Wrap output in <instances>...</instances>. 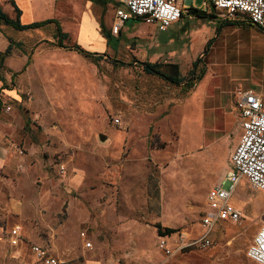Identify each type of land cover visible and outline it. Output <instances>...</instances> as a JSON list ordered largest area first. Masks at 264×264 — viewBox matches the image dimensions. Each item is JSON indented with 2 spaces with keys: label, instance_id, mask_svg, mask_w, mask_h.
<instances>
[{
  "label": "rangeland",
  "instance_id": "1",
  "mask_svg": "<svg viewBox=\"0 0 264 264\" xmlns=\"http://www.w3.org/2000/svg\"><path fill=\"white\" fill-rule=\"evenodd\" d=\"M203 1L195 0L191 9L197 11L159 34L153 24L127 21L132 26L118 35V50H108L98 66L51 53L32 67V59L56 49L54 30L2 28L10 40L24 41L32 68L6 79L11 86L10 78L18 77L17 100L0 93L1 113L16 116L12 153L26 158L20 169L38 167L52 182L0 183V264H38L33 243L66 264H158L166 229L174 231L167 238L171 244L181 233H201L206 194L231 169L239 132L233 129L210 152L200 147L180 130V86L145 73L141 63L177 62L181 74L190 76L191 60L204 52L211 29L200 13ZM111 4L114 15L117 3ZM155 42L165 50L157 51ZM64 165L84 166L89 182L62 183ZM231 202L240 220L216 225L214 248L188 250L167 264H256L246 253L264 224V192L243 179ZM15 227L23 239L18 246L10 243Z\"/></svg>",
  "mask_w": 264,
  "mask_h": 264
},
{
  "label": "crops",
  "instance_id": "2",
  "mask_svg": "<svg viewBox=\"0 0 264 264\" xmlns=\"http://www.w3.org/2000/svg\"><path fill=\"white\" fill-rule=\"evenodd\" d=\"M111 2H116L118 5V0H0V10L9 19L15 20L17 18L16 9H18L20 11L19 22L22 26L55 21L42 28L19 32H38L51 28L54 31H50V35L55 37L59 26L61 33L67 36L63 41L64 47L56 46L53 52L49 51L44 56L32 59V67H37L43 65L45 55L51 53L61 55V59L65 57L84 58L78 51L70 48L74 45L86 53L99 56H108V50L116 52L119 44L118 35H122V29L123 32L129 31L132 25L127 27L125 23L118 35L112 34L115 12L113 15L114 6ZM191 8L184 11L183 17L193 12L190 11ZM204 16L210 19L209 24L211 25V29L206 28L207 43L204 49L201 48L204 52L199 55L198 59L191 60L192 69L188 72L190 76L181 74L183 78L188 76L186 78L188 79L195 71L194 77L199 76V78L190 91L179 96L177 119L181 132L191 140H196L200 147L210 152L226 139L233 129L239 132L234 140L236 147L240 141L242 129L235 106L236 92L251 90L256 95L264 97V31L251 25L242 15L230 21L211 10ZM153 26L157 34L161 33L156 25L153 24ZM4 27L8 26L0 27V53L5 52L10 44V39L1 32ZM112 40H116L115 45L112 44ZM12 41L22 44V47L24 45L23 40ZM120 42L124 45L123 38ZM154 45L157 51L165 50L158 42ZM30 62L29 54L24 52L23 48L15 46L0 65V93L5 98L17 100V93L21 86L18 77L16 76L15 80L10 78L9 82H13L11 86L6 79L9 75L13 77L22 72ZM165 63L177 64L182 69L180 63L168 61ZM26 71L30 72L32 68L27 67ZM8 85L9 88H7ZM15 124L14 114L0 112V183H39L40 180L41 183H51L49 174L40 172L38 167L20 169L17 166L20 162H25L26 158L12 153L11 143L16 139L18 130ZM51 133L55 134L53 131ZM64 167L66 171L64 175H61L62 183L89 182L90 174L84 166L80 165L75 169H68L65 165ZM200 230L199 235L202 234L201 226ZM213 232L214 230L211 233V239ZM22 242L23 239L19 244ZM32 245L38 244L33 243ZM57 258L63 260L60 257ZM88 263L100 264L94 260H88L84 264Z\"/></svg>",
  "mask_w": 264,
  "mask_h": 264
},
{
  "label": "built area",
  "instance_id": "3",
  "mask_svg": "<svg viewBox=\"0 0 264 264\" xmlns=\"http://www.w3.org/2000/svg\"><path fill=\"white\" fill-rule=\"evenodd\" d=\"M194 1L118 0L111 32L118 35L122 26L131 19L154 24L158 31L166 32L183 17L186 9L193 7ZM202 9L205 13L213 10L230 21L242 15L250 24L264 31V0H204ZM235 106L242 129L240 141L231 155V169L208 191L207 211L200 219L202 234L190 237L181 233L173 244L167 239L170 236L159 237L158 245L164 254V261L158 264H167L175 255L188 250L215 247L210 236L216 225L240 220V212L231 202L240 181L246 179L254 190L264 192V97L251 90L237 91ZM114 123L120 124L119 119H114ZM65 171V167L61 166L59 173L64 175ZM9 236L13 246L22 241L19 227L13 228ZM81 237L85 238V233H81ZM85 246L92 248L90 242H86ZM30 249L38 264H66L40 245H31ZM246 256L256 264H264V224L248 247Z\"/></svg>",
  "mask_w": 264,
  "mask_h": 264
},
{
  "label": "trees",
  "instance_id": "4",
  "mask_svg": "<svg viewBox=\"0 0 264 264\" xmlns=\"http://www.w3.org/2000/svg\"><path fill=\"white\" fill-rule=\"evenodd\" d=\"M17 11V18L15 20L9 19L1 10H0V27L1 26H8V27H12L18 31H27V30H34L36 28H42L45 27L46 25L50 24V23H54L55 21H47V22H43V23H38V24H32V25H28V26H22L20 25L19 22V17H20V11L18 9H16ZM190 11H197L195 9H192ZM201 14L205 15L206 13L204 12H200ZM135 21H142L140 19H135ZM252 25V24H251ZM107 35V34H106ZM108 38H110L109 35H107ZM67 36L62 34L60 31V27H57V35L54 37V39L57 42V45L55 46H59V47H64L63 41L64 39H66ZM17 47V48H21L22 49V44L20 43H14L12 40H10V44L8 46V48L6 49L5 52L0 53V65L3 64L4 60L6 59V57H8L11 53V50L13 47ZM71 49H74L76 51H78L80 54L83 55V57L87 60H89L91 63L95 64L96 66H98L99 61H101L103 59V56H107V55H96V54H89L86 53L85 51H83L80 47L74 45V46H70ZM29 63V62H28ZM146 67H143V70L145 71V73L147 74H153L149 71V68L154 70L155 72H157L160 75L164 76V80L167 81L168 83H171L175 86H180L181 88V92L182 94H186L188 91H190L195 82L198 80L199 76L196 78L194 77L195 75V71H193L192 76L188 79H185L182 77L181 75V71L179 68V65L177 64H173V63H145ZM181 85H184L181 87ZM1 108H2V102L0 101V112H1ZM174 232L173 230L170 229H166V233H161V236H167L168 234Z\"/></svg>",
  "mask_w": 264,
  "mask_h": 264
},
{
  "label": "water",
  "instance_id": "5",
  "mask_svg": "<svg viewBox=\"0 0 264 264\" xmlns=\"http://www.w3.org/2000/svg\"><path fill=\"white\" fill-rule=\"evenodd\" d=\"M141 64H142L143 67H146V64L145 63H141ZM149 71L151 73H153V74L159 75L157 72H155L154 70H152L150 68H149ZM160 77H162L163 79H165L163 75H160ZM98 138H99V141L102 142V143L106 141V137L104 135H99Z\"/></svg>",
  "mask_w": 264,
  "mask_h": 264
}]
</instances>
